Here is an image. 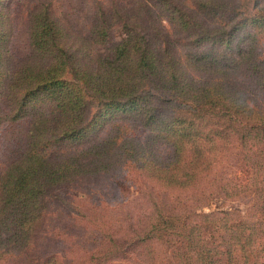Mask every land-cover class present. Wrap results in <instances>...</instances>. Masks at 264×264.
I'll return each instance as SVG.
<instances>
[{"label": "trees", "instance_id": "16d2710c", "mask_svg": "<svg viewBox=\"0 0 264 264\" xmlns=\"http://www.w3.org/2000/svg\"><path fill=\"white\" fill-rule=\"evenodd\" d=\"M132 1L96 0L73 35L53 1L31 2L16 60L0 0V134L12 126L13 141L0 162V264H264V0ZM138 127L143 139L127 135ZM232 158L244 181L224 170ZM126 165L148 197L134 220L103 205ZM84 185L68 214L87 225L84 255L38 254L52 207H73L62 190ZM211 200L221 205L204 211Z\"/></svg>", "mask_w": 264, "mask_h": 264}, {"label": "rangeland", "instance_id": "374dc122", "mask_svg": "<svg viewBox=\"0 0 264 264\" xmlns=\"http://www.w3.org/2000/svg\"><path fill=\"white\" fill-rule=\"evenodd\" d=\"M35 0H7L8 11L10 14V20L12 25L9 47L12 55L16 60H21L28 52V7L31 2ZM53 1L55 14L59 17L61 22L68 29L70 34H83L86 32L87 27L90 24L93 17L94 7L96 0H51ZM108 1L114 0H99L101 4H107ZM117 4H132V0H116ZM154 1V0H153ZM192 0H185L184 3H191ZM153 7V3L149 2ZM130 10V9H129ZM154 19V18H153ZM155 24L164 30H170L171 25L164 14L158 13L154 19ZM112 36L115 41L122 37V29L119 26H115L111 30ZM23 124V123H22ZM19 126V125H18ZM22 126V125H21ZM20 128H23V126ZM12 126H3L0 134V162L4 161L8 157V150L13 145L9 134V130ZM146 129L138 127L131 129L127 132V135L134 136L139 139H143L146 136ZM235 159H231L225 166L224 170L228 174L240 175L243 172L240 171ZM242 180L246 178V175L241 176ZM119 180L122 183V188L119 189V194L116 198H112L110 194L111 190H106L108 196H104L105 200L109 199L110 204H103L114 219H120L122 216L125 218L127 215L131 220H134L138 215H141L144 211V207L148 203V197L141 196L140 189L143 187L140 177L137 172L132 169L130 165H126L121 169L119 174ZM244 181V180H243ZM82 189H63L62 193L66 195L67 201L70 203L73 201L72 206L66 207H52L50 215L47 217L45 225L37 238V252L38 254L55 252L63 254L64 251L68 253L69 257L79 254L78 247L75 245L83 239L85 232L83 226L86 223L77 222L74 225V219L70 218V208L74 211L81 210L78 202L87 198L86 191H91L94 188L93 185L81 186ZM98 189V188H96ZM104 193V192H102ZM220 204L217 200L209 201V204L204 207V211H210L217 208ZM226 207L240 208L242 211L245 209V204L241 201H230L223 203ZM111 208V209H110ZM106 211V210H105ZM72 215V214H70ZM87 226V225H86ZM89 227V225H88ZM124 264H130L124 262Z\"/></svg>", "mask_w": 264, "mask_h": 264}]
</instances>
